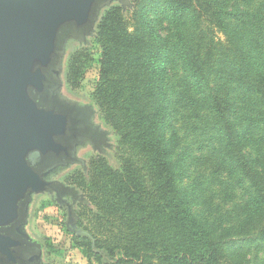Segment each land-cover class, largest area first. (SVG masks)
<instances>
[{
  "label": "trees",
  "instance_id": "16d2710c",
  "mask_svg": "<svg viewBox=\"0 0 264 264\" xmlns=\"http://www.w3.org/2000/svg\"><path fill=\"white\" fill-rule=\"evenodd\" d=\"M90 42L115 149L68 179L84 195L72 247L88 264H264V0L112 5ZM88 44L68 60L73 88ZM214 187L240 203L213 210Z\"/></svg>",
  "mask_w": 264,
  "mask_h": 264
},
{
  "label": "water",
  "instance_id": "95a60500",
  "mask_svg": "<svg viewBox=\"0 0 264 264\" xmlns=\"http://www.w3.org/2000/svg\"><path fill=\"white\" fill-rule=\"evenodd\" d=\"M114 3L133 7L131 0H0V264H43L42 244L26 233L32 197L77 195L47 181L48 170L84 165L73 156L76 144L105 138L90 109L66 105L57 94L68 42L87 43L101 11ZM71 217L68 207L67 222Z\"/></svg>",
  "mask_w": 264,
  "mask_h": 264
},
{
  "label": "rangeland",
  "instance_id": "374dc122",
  "mask_svg": "<svg viewBox=\"0 0 264 264\" xmlns=\"http://www.w3.org/2000/svg\"><path fill=\"white\" fill-rule=\"evenodd\" d=\"M138 0H131L133 7L137 4ZM112 5H118L114 3ZM120 6V5H119ZM85 53L90 55L91 62L89 67L86 69L83 78L79 81L76 87H71L66 80V67L68 65V60L74 51H79L77 44H74L73 49L68 50L67 56L64 62V72L62 79L64 81V87L62 90V95L69 98L70 100H75L84 104H91L96 110V106L92 102L91 94L95 88L98 80V70H99V60L101 56L100 48L93 43H89L85 48ZM95 122L100 123L102 128L108 130V127L102 122L99 115L95 117ZM179 126V125H178ZM181 127H179L180 129ZM187 130H179L180 135L184 134ZM84 159H92L91 153L86 152L82 154ZM114 156H110V159ZM197 168V172H203L205 175L208 173L209 166L200 164ZM79 169L74 168L68 171L67 174L59 178L60 181H66L69 183L68 179L73 177ZM196 172H192V177ZM209 195L212 197V209H219L222 211L229 210L233 204L240 203L241 197L240 193L233 198L232 202L223 201L218 196V187L212 188ZM78 207L76 208V214L78 212ZM195 210L199 211V207ZM65 215L63 211L56 208L53 202H51L47 196L41 195L34 197L29 210L28 225L26 227V233L34 240L40 242L43 245V255L42 260L44 264H88L83 258L80 250L72 247L71 235L65 231ZM253 253L249 255L251 261L253 258Z\"/></svg>",
  "mask_w": 264,
  "mask_h": 264
},
{
  "label": "flooded vegetation",
  "instance_id": "af4514ba",
  "mask_svg": "<svg viewBox=\"0 0 264 264\" xmlns=\"http://www.w3.org/2000/svg\"><path fill=\"white\" fill-rule=\"evenodd\" d=\"M92 38H90V37L87 38V43H85V44H79L78 42L73 41V40L68 42V44L66 46V53H65L63 63H62V72L60 74V79L62 82V88L58 92L57 97L66 105H76L79 109H82V108L83 109H90L92 111V116L90 118L91 124L93 125L94 128H97V130H99L100 132H104L105 138L103 139V136L101 138L89 137L88 139L82 141L81 143L76 144L75 153L73 156H76L78 159L84 160V162H85L84 165H82L80 163L70 164L67 162L66 165H63V164L58 165V166L53 167V168L48 170V173H47L46 178H45L47 181H58V182L63 183V185L67 188H74L77 192V195H74V193H72V195H70L71 193L65 192V190H63V191L60 190V192L57 195L54 192L52 195L44 193V194H40V195H34L32 197V202H33L34 197L41 196V195L47 196L48 199L51 202H53V204L55 205L56 208H59L60 210L63 211V214L65 215V220H66L65 225H66V228L68 230H71V228H73L76 224L77 216H76L75 211H76V208L80 204L84 203V195L82 193H80L74 186L67 183L66 181L65 182L60 181L59 178L65 174H67L68 171H71L74 168L79 169L78 173L86 172L87 166L92 159L99 158V157H102L105 159H110V156H114V149H115L114 148L115 142H114V139L112 138V135L110 134L109 130L102 128L100 123L95 122V117L97 116V113H96V110L94 109V107L91 104H84V103L77 102L75 100H70L69 98L62 95V90L64 87V81L62 79L63 72H64V62H65L68 50H70V51L72 50V49H70L69 46L72 44H73V46H74V44L86 45V44H88V42ZM84 118L87 119L88 117L84 116ZM86 152L91 153V156H92L91 160L90 159L86 160L82 157V154L86 153ZM31 204H30V207H31ZM68 207H70L72 209V217L67 222V209H68Z\"/></svg>",
  "mask_w": 264,
  "mask_h": 264
}]
</instances>
